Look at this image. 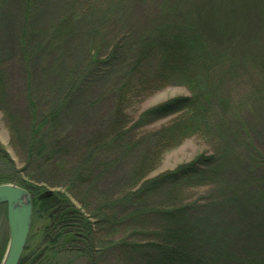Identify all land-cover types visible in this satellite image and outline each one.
Here are the masks:
<instances>
[{
  "label": "rangeland",
  "instance_id": "obj_1",
  "mask_svg": "<svg viewBox=\"0 0 264 264\" xmlns=\"http://www.w3.org/2000/svg\"><path fill=\"white\" fill-rule=\"evenodd\" d=\"M170 1L179 4L185 22L167 26L187 36H202L212 43L215 52L229 53L238 62L237 69L231 72L228 69V73L218 76L217 80L223 84L217 86V101L224 104L227 95L223 91L241 99L253 88L251 93L260 91L264 84V0ZM165 2L0 0V185L32 190L41 194L39 199L43 194L64 195L91 224L95 221L90 213L95 212L101 201L103 214L109 221L96 225L94 232L99 242L92 236L95 241L90 246L84 247L79 241L77 245L66 242L59 249L54 243L58 236V245L63 242L62 230L56 228L52 210L32 206L21 264H143L138 259L130 260L112 244L123 237L128 242L153 241L159 224L153 216L146 215L149 212L141 210L134 220L121 219L122 212L129 209L115 202L145 180L172 172L201 155L211 156L218 147L213 138L207 139L205 129L185 123L190 118L186 111L148 122L140 119L144 111L171 100L190 98L194 91L201 95L202 85L195 76L201 77L192 70H199L205 79L209 74L206 59L201 69L178 61L175 70H186L188 74L183 79L161 70L156 61L161 49L149 52V59L138 64L130 83L124 84L114 74L112 63L87 73L92 57L104 63L116 45L124 47L133 40L142 41L150 29L163 26L160 24L166 19L162 16ZM44 42L52 45H43ZM198 43L201 45L199 40ZM247 55L262 56L258 72L263 79H255L257 69L250 70V64L241 62V57ZM222 76L225 78L221 79ZM191 79L196 80L197 87L189 86ZM214 80L206 78L205 86L212 85ZM193 100L199 103V99ZM29 101L36 102L37 106L32 107L37 108L39 117L50 109L58 111L52 134L65 145L53 153L47 150L43 156L28 154L26 147L33 142ZM260 102V107L245 111L243 123L253 149L264 156V97ZM248 147L246 140L241 142L239 153L246 152ZM77 166L85 169L88 186L92 187L86 199L73 190L67 192L69 173ZM224 179L226 186L214 175L184 181L171 196L164 189L141 204L149 210L173 206L168 202L192 205L190 221H201L208 231L213 228L222 233L225 229L228 241L237 246L238 252L255 248L249 227L258 221L256 215L250 213L246 219L237 216L225 201L239 190L246 191V184L264 190V167L255 169L244 164L237 170L230 167ZM245 181L238 190L232 189ZM127 216L128 213L124 217ZM8 241L6 208L0 206V264Z\"/></svg>",
  "mask_w": 264,
  "mask_h": 264
},
{
  "label": "trees",
  "instance_id": "obj_2",
  "mask_svg": "<svg viewBox=\"0 0 264 264\" xmlns=\"http://www.w3.org/2000/svg\"><path fill=\"white\" fill-rule=\"evenodd\" d=\"M178 7L179 4L175 5L170 0H166L162 14L166 19L162 20L164 23L160 24L163 26H159L157 30L150 29V32L146 33L147 39L145 38L142 41L133 40L128 46L124 47L116 45L104 63H99L97 58L92 57L87 73H92L95 69H99L100 66L112 63L115 67L113 70L114 74L120 77L124 84L130 83V80L135 77L138 64L143 61L145 62L146 58L149 59V52L151 54L159 49L161 50L158 51L156 61L158 65H161V70L164 73L174 74L179 79H183V75L186 76L188 74L186 70L185 72L175 70L178 61L189 62L197 69H201L209 61V68L206 72L209 74L206 75V78H215L210 86H205L206 78H202L199 70L191 69L193 74L196 73L201 77L199 79L195 76V79L199 81L198 83L202 85L201 95L199 94L198 96V93L196 95L194 91V95L190 98L171 100L158 107L144 111L140 119L148 122L149 119H159L167 115L186 111L190 118L189 120H185V123L193 124L194 127L203 130L205 129L208 133L207 139L212 140L213 138L218 147L215 148L211 156L206 157L201 155L189 164L178 167L172 172L145 180L135 191L126 193L123 198L115 202L116 204L123 205V208L129 209L125 211L136 210L134 212H126V214L128 213L127 217H124L126 214L123 211L121 219L134 220L139 216L141 211L143 213L149 212L150 214L146 215L153 216L156 222H158L159 227L156 238L153 241L144 243L128 242L127 238L123 237L113 242L112 246L120 252L123 251V255L128 256L129 259H138L143 264H264V190L252 189L250 184H246V191L240 192L241 190H239V192L237 191L238 193L231 194L227 201H225L226 206L229 205V210H235L233 214L246 219L251 213L255 214L258 219V221L256 220L249 227L250 236L254 239L256 247L248 248L242 252L240 250L238 252V249L235 248L237 246L228 241L227 232H224L226 231L225 229L222 230V233L215 231L213 228L208 231L201 221H190L189 212L193 208L192 205H176L175 203L168 202L167 204L173 206L149 210L141 204V201H147L149 198L154 197L157 191L162 192V190L166 189V195L171 196L170 193L174 194L173 192L177 191L176 187L181 182L195 181L205 175L219 176L223 185L226 186L227 183L224 175L229 171L230 167L233 170L240 169L243 164L255 169L264 167V156L259 151L253 149L251 137L247 134L243 123L246 110L260 107V101L264 97V84L259 87L260 91L251 93L253 88L249 92L250 95L248 93L242 99L232 97L230 93L223 91L227 95L224 104L220 102L221 100L217 101V93H219L217 86L222 87L223 84V82L217 80L218 76L222 75L223 72H227L226 70L228 69L229 72L237 69L238 62L232 60L229 53L215 52L212 49L213 47H211L212 43H207L205 39L201 38L202 36L190 34V37L179 32L178 29L167 26H175V24L179 25L185 22V17L179 12ZM160 33L164 36L162 35L161 37ZM198 40L201 42V45L198 43ZM47 43L49 42H44L43 45ZM43 45H39V47L43 48ZM47 45H52V43L50 42ZM241 58L243 59L241 62L244 65H251L250 70L257 69V77L255 79H263V76L258 72L259 66H261L259 61L262 60V56L254 58L247 55ZM205 59L206 62L203 61ZM191 70L188 71L191 72ZM216 70L218 71L216 72ZM224 78L225 76L221 77V79ZM196 80L192 82L191 79L188 82L191 88L197 87L195 84ZM193 98L199 99V103L193 100ZM29 99L32 100V98ZM29 104L33 117V128L32 130L30 129V139L33 142L30 147L29 145L26 147L28 154L30 156H39L40 154V156H43L47 150H49V153H53L57 148L60 149L61 146H64L65 143L62 140L57 141V136L52 134L58 111L50 109L44 117L41 114L39 117L37 108L32 107V105L37 106L36 102L31 104V101H29ZM182 124L184 125V123ZM139 126H142V124ZM245 140L248 142L250 148L248 147L246 152L239 153L241 142H245ZM66 145L70 147L69 143ZM89 162L91 163V159ZM85 164L88 165L86 162ZM69 176L71 181L68 184L67 192L69 193L73 190L74 193H79L86 199L87 193L92 190V187L91 185L88 186L89 179L85 177V169L77 166L76 169L74 168L69 173ZM246 182L237 183L235 186L233 185L235 188L232 189L238 190ZM28 192L31 195L33 207L40 205L41 209L45 207L52 210L55 226L62 230L60 235L63 236V242L61 245H58L60 241V236H58L57 241L54 243V247H58L59 249L63 247L64 243L67 244L66 242L70 245H74V243L77 245V241H79L83 243V246H90L92 241H95L94 238L97 239L94 232L97 228L96 225L99 227L105 225V223H109L107 216L103 214L105 208L102 206L101 201H98L99 205L96 204L95 212L92 211L90 213L95 221L91 224L85 219L83 214L79 213L80 211H76L71 206L66 196L43 194L39 199L41 194L34 193L32 190ZM231 206L236 207L233 209ZM254 230L255 233H253ZM92 236L95 237L93 238ZM95 242H99L98 239ZM22 262L23 259L20 260V264Z\"/></svg>",
  "mask_w": 264,
  "mask_h": 264
},
{
  "label": "water",
  "instance_id": "obj_3",
  "mask_svg": "<svg viewBox=\"0 0 264 264\" xmlns=\"http://www.w3.org/2000/svg\"><path fill=\"white\" fill-rule=\"evenodd\" d=\"M0 206L6 208L8 246L2 264H19L32 220L30 194L15 185H0Z\"/></svg>",
  "mask_w": 264,
  "mask_h": 264
}]
</instances>
